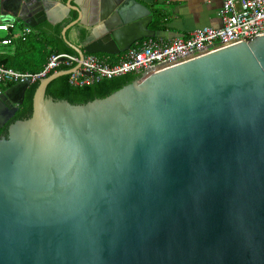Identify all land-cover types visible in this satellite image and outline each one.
Returning a JSON list of instances; mask_svg holds the SVG:
<instances>
[{
	"label": "water",
	"instance_id": "water-1",
	"mask_svg": "<svg viewBox=\"0 0 264 264\" xmlns=\"http://www.w3.org/2000/svg\"><path fill=\"white\" fill-rule=\"evenodd\" d=\"M0 0L79 59L154 37L136 0ZM74 34L81 44L66 37ZM70 33V34H71ZM150 67L70 104L41 80L0 94V264H264V32ZM85 75H88L85 73Z\"/></svg>",
	"mask_w": 264,
	"mask_h": 264
},
{
	"label": "built area",
	"instance_id": "built-area-1",
	"mask_svg": "<svg viewBox=\"0 0 264 264\" xmlns=\"http://www.w3.org/2000/svg\"><path fill=\"white\" fill-rule=\"evenodd\" d=\"M221 1L219 27H203L188 37L169 41L154 37L144 38L124 51L122 58L116 63H109L95 54L85 53L82 59L70 54H51L42 69L35 73L21 72L0 64V94L9 84H33L38 82L36 79L41 80L61 67L69 70L78 65L79 67L68 75L69 83L82 86L101 79L125 75L138 77L150 67L212 44L236 38L239 43H247L261 37L260 33L264 32V0ZM0 32L6 34L4 38L0 37V46H8L16 40L26 41L34 30L10 20L0 21Z\"/></svg>",
	"mask_w": 264,
	"mask_h": 264
},
{
	"label": "trees",
	"instance_id": "trees-1",
	"mask_svg": "<svg viewBox=\"0 0 264 264\" xmlns=\"http://www.w3.org/2000/svg\"><path fill=\"white\" fill-rule=\"evenodd\" d=\"M65 1L66 0H63V2ZM75 18L76 14L72 12V18L65 21L64 23H60L55 26L47 25L45 23L37 27L36 29H33L35 32L34 36L38 39V41L36 42L43 44L38 54H34L30 58L29 56L25 55L28 50H26L25 52H18L17 49H15L14 55L1 56L0 64L21 72L35 73L42 69L43 65L46 63L47 57L51 54H70L77 56L74 50H72L65 44L61 36L62 28L69 22L73 21ZM70 31L71 30H68L66 32V37L68 38L71 33ZM84 36L85 35L82 34L80 40L75 39L74 44H81L84 39ZM41 37L42 39H40ZM21 43H26V41H21ZM38 58L39 60H37ZM63 70H67V68L61 67L58 69V71ZM51 74L52 73L48 74L47 77ZM135 78L136 76L134 75H125L120 77H114L111 79H101L97 82H93L87 85L73 86L69 83V76H63L52 81L47 86L46 93L48 97L52 98L55 101H67L70 104L80 105L85 104L87 102H91L95 99H103L112 94L113 92L128 85ZM37 85V82L30 84V86L25 92L24 101L22 105L19 106V109L15 115L20 113L29 105ZM12 86L13 84H9L4 88V90ZM2 128H0V132Z\"/></svg>",
	"mask_w": 264,
	"mask_h": 264
},
{
	"label": "crops",
	"instance_id": "crops-1",
	"mask_svg": "<svg viewBox=\"0 0 264 264\" xmlns=\"http://www.w3.org/2000/svg\"><path fill=\"white\" fill-rule=\"evenodd\" d=\"M136 1L150 11L152 19L148 29L155 33L154 38H160L164 41H169L174 38L188 37L195 30L203 27L220 26L219 11L222 4L221 0ZM65 21L66 20H63L61 23H64ZM46 24L50 25L48 23ZM5 36L6 34L1 38H4ZM69 39H75L73 33L69 35ZM27 41L28 40H26V42ZM35 41H38L36 37ZM11 46L13 45L0 46V57L14 55L15 49L13 50ZM26 50H28V52L25 55L29 56L30 58L36 52L32 45L22 48V52H25ZM122 56L123 52L115 55L113 58L97 57L106 59L109 63H116L122 58Z\"/></svg>",
	"mask_w": 264,
	"mask_h": 264
},
{
	"label": "rangeland",
	"instance_id": "rangeland-1",
	"mask_svg": "<svg viewBox=\"0 0 264 264\" xmlns=\"http://www.w3.org/2000/svg\"><path fill=\"white\" fill-rule=\"evenodd\" d=\"M19 30V29H18ZM5 35V33L3 32H0V37H3ZM42 39V37L40 38ZM27 42L26 43H21L20 40H16L14 41V43H12L11 45V48L14 50V49H17L18 52H21L22 51V48L23 47H29L30 45H32L36 51V55L38 54V52L41 50V46L43 45L42 43H39V42H36L35 41V36H34V33H32L28 38H27ZM47 49V48H46ZM96 56H99V57H105V58H113L115 55L111 56V55H104V54H96ZM39 60V58L37 59Z\"/></svg>",
	"mask_w": 264,
	"mask_h": 264
},
{
	"label": "flooded vegetation",
	"instance_id": "flooded-vegetation-1",
	"mask_svg": "<svg viewBox=\"0 0 264 264\" xmlns=\"http://www.w3.org/2000/svg\"><path fill=\"white\" fill-rule=\"evenodd\" d=\"M43 24H45V23H43ZM41 25H42V24H41ZM41 25H40V26H41ZM38 27H39V26H38Z\"/></svg>",
	"mask_w": 264,
	"mask_h": 264
}]
</instances>
